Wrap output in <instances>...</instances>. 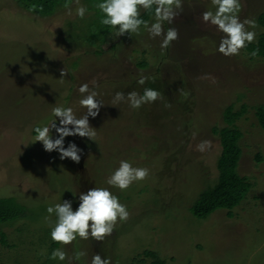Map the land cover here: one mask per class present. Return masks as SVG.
Returning a JSON list of instances; mask_svg holds the SVG:
<instances>
[{"label": "rangeland", "instance_id": "1", "mask_svg": "<svg viewBox=\"0 0 264 264\" xmlns=\"http://www.w3.org/2000/svg\"><path fill=\"white\" fill-rule=\"evenodd\" d=\"M241 3V20L258 24L251 43L257 44L264 33L258 22L264 0ZM80 4L85 6L83 0ZM70 7L72 16L65 9L40 18L16 0H0V198H16L27 212L0 227V237L5 233L6 238L0 242V263L69 264L49 258L62 248L69 257L87 253L72 264H90L94 254L110 257L112 264H131L146 249L168 264H264V162L256 161L258 154L264 161V130L256 116V107L264 106V58L251 56L247 48L234 56L218 52L223 33L202 19L204 11L215 10L211 0H183L174 21L164 23L165 31L173 27L179 32L167 49H161V37L153 39L141 27L138 35L120 36L116 50H110L114 37L108 36L111 44L104 48L109 49L100 55L94 50L102 52V45L73 43L79 34L72 28L67 34L72 21L84 30L81 36L89 37L87 27L98 20L99 11L88 9L81 19L75 1ZM140 61L149 66L140 68ZM65 68L69 73L61 80ZM141 76L148 78L143 85ZM83 83L99 93L104 105L98 116L89 117L95 141L65 137V148L74 142L83 150L76 163L61 160L58 151H45L42 142L33 143L34 127L50 126L57 105L73 108L77 117L86 112L79 105ZM145 88L158 91L162 99L139 109L126 102L111 105L116 92L142 94ZM231 105L235 111L248 107L237 121L244 133L239 170L254 186L232 217L222 210L200 219L192 208L219 177L222 145L213 129L226 127L224 112ZM52 137L58 138L55 129ZM203 140L212 141V147L201 153L196 146ZM121 160L149 169L148 178L124 191L109 186L107 178ZM94 187L109 188L127 206L128 220L118 221L103 241L77 237L67 246L54 242L45 221L47 208L69 200L76 210L79 193ZM51 219L55 222L56 216Z\"/></svg>", "mask_w": 264, "mask_h": 264}, {"label": "clouds", "instance_id": "2", "mask_svg": "<svg viewBox=\"0 0 264 264\" xmlns=\"http://www.w3.org/2000/svg\"><path fill=\"white\" fill-rule=\"evenodd\" d=\"M75 14L83 19L87 13V8L80 4V0H75ZM213 10H207L202 13V19L205 23L216 26L217 30L223 33L218 46V52L224 56L239 55L241 49L247 47L256 39L254 29L258 27L255 19L245 18L241 20L239 13L242 10L241 0H211ZM39 6L31 5L29 11H37ZM67 9L66 15L72 16L73 9L69 3L64 5ZM103 14L100 22L102 25L115 29L111 35L115 37L125 34H139L141 26L149 33L151 38L161 37V49H167L173 41L179 38V32L176 28L169 27L166 31L164 23L171 24L180 11L183 10V0H102L95 5ZM141 9L145 11L154 9V22L141 17ZM42 11V7H39ZM258 50H254L251 56L255 57ZM67 69L61 70V80L68 75ZM209 79L211 77H203ZM147 77L141 76L138 83L143 85ZM214 80V78H211ZM96 85L95 81L91 82ZM81 94L79 105L86 109L82 115L77 117L73 108L57 105L52 108V115L56 120L50 126H35L34 142H42L44 150L48 152L58 151L60 159L71 158L76 163L81 160L82 149L75 143H70L65 148V137L76 136L87 137L93 141L96 138L95 128L90 126L89 117L99 115L100 108L104 103L97 97L99 93L90 88L89 83H83L78 87ZM186 96L187 93H184ZM162 99L161 94L152 89L145 88L143 94L131 91L125 96L123 92H116L112 101V106H117L121 102H126L133 109H139L144 104L154 103ZM166 107L171 105L166 104ZM59 120V126L56 121ZM72 126V127H69ZM58 133V138L53 139L52 130ZM51 133V134H50ZM195 135V134H194ZM212 141L203 140L197 146L196 150L203 153L210 150ZM150 170L147 168L133 167L127 160H121L119 167L107 178L106 183L109 186L127 190L134 182L143 181L148 178ZM79 207L73 210L72 201L63 200L62 203H56L47 208L48 216L45 221L51 228V239L62 245H70L79 237L82 240L89 238L96 241H103L107 236L112 235L118 221L126 222L130 216L127 206L122 204L119 198L106 187H94L87 193H79ZM56 216L55 222L52 221V215ZM46 253L42 252L41 255ZM87 253L76 251L72 257L62 248H56L49 257L52 260L65 261L69 264L73 261H79ZM90 264H112L110 257L102 258L99 254L91 257Z\"/></svg>", "mask_w": 264, "mask_h": 264}, {"label": "trees", "instance_id": "3", "mask_svg": "<svg viewBox=\"0 0 264 264\" xmlns=\"http://www.w3.org/2000/svg\"><path fill=\"white\" fill-rule=\"evenodd\" d=\"M16 1L19 7L22 8L24 11L40 18H49L65 10L64 5L66 3L72 5V3L75 0H16ZM100 2H102V0H83V3L85 4L87 10L95 9L99 11L97 16L98 20L96 21L94 20V23L92 25H89V27H87L88 28L87 30L89 32V37L83 35L81 36L80 33L83 29L77 27V25H75L74 22L69 21L67 24L69 28V30H67V34L69 32H73L71 28L75 29L76 34H79V37L77 38L79 39L78 41H75L76 38L74 40L70 39L73 43L75 42L77 44L78 42L80 45L83 42V44L86 45H91L93 43H95L98 46L102 45L103 47L102 52H98L94 50V53H96V55H100L105 51H107L109 47H107L106 49L104 47L109 46L113 41L114 42L112 43L110 50L112 49L116 50L117 44H119L117 40L119 37H115L114 35H111L112 33L115 32V29L109 26L102 25L100 22L103 14L100 12L98 8L95 7V5ZM31 5H37L39 7H42L43 10L40 11L38 7L37 11L35 12L29 11ZM141 17L149 22L154 17V9L149 11L144 10L143 12H141ZM258 22L264 27V13L260 14ZM110 35L113 36L114 38L109 43L108 36ZM127 35L128 34H125L123 37L122 36L121 37L125 38V36ZM97 40H98V44H97ZM64 42L66 43L67 41ZM246 48L250 51L258 50V54L255 57L264 58V33L260 35L257 44H248ZM137 65L142 69L147 68L149 66L148 62L146 61H142V62L140 61ZM247 110L248 107L246 105H243L241 110L235 111L234 106L231 105L224 112L226 127H223L221 129L215 127L213 129V133L215 135H219L222 145V153L218 159V165H217L219 170V177L213 186H211L208 190L204 191L200 195L199 200L193 206L192 212L197 218L206 219L211 215H213L214 213H216L217 211H222V210H227L228 215L232 217L234 215V210L242 204V202L245 200V198L247 197V195L254 186L252 180L247 175L240 174V170H239L240 162L243 157V150L240 142L244 137V133L238 127L237 121L245 113H247ZM256 116L260 124V127L262 128V130H264L263 105L256 107ZM90 140L91 139L85 137L83 143L86 142L88 144ZM89 146H91V144H89ZM256 161L264 162L261 154H258L256 156ZM98 166L101 167V164L100 165L98 164ZM26 215H27L26 207L23 204L19 203L16 198L14 197L0 198V227L6 225V223L19 221L21 218L26 217ZM1 232L2 231L0 230V233ZM4 234H1L0 237V242L2 244L6 243V238ZM148 258L152 260L150 264H168L167 261L160 258V256L156 252L149 249H146L143 252L135 255L131 260L132 262L131 264H143L146 262V259ZM0 264H5V263H0Z\"/></svg>", "mask_w": 264, "mask_h": 264}]
</instances>
